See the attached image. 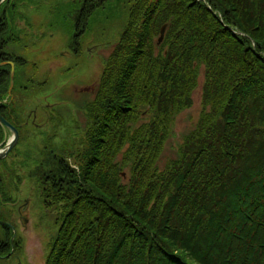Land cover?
<instances>
[{
    "label": "trees",
    "instance_id": "trees-1",
    "mask_svg": "<svg viewBox=\"0 0 264 264\" xmlns=\"http://www.w3.org/2000/svg\"><path fill=\"white\" fill-rule=\"evenodd\" d=\"M105 1L81 4L82 38ZM124 4L129 20L86 107L79 174L61 156L44 176L47 200L67 206L53 264H264V0ZM1 21L0 115L20 134L8 91L10 63L17 79L25 62L9 50L10 18ZM198 87L196 125L172 145ZM6 135L0 125V148ZM0 222L2 260L18 239Z\"/></svg>",
    "mask_w": 264,
    "mask_h": 264
},
{
    "label": "rangeland",
    "instance_id": "rangeland-1",
    "mask_svg": "<svg viewBox=\"0 0 264 264\" xmlns=\"http://www.w3.org/2000/svg\"><path fill=\"white\" fill-rule=\"evenodd\" d=\"M126 1H105L96 7L83 38L79 35L83 28L77 32L75 23L84 0H9L0 10L1 22L10 18L4 23L11 32H6L16 41L9 50L25 62L17 79L13 77L14 90L12 86L8 91L11 111L21 126L19 144L4 163L0 162V213L15 229L18 249L0 264H46L49 260L53 264V248L62 235L67 206L56 204L55 199L53 203L47 200L48 191L53 197L54 185L44 176L53 172V160L61 156L79 174L84 163L80 153L86 149L89 127L90 111L86 107L94 98L93 88L100 81L112 47L129 20ZM233 32L247 37L237 30ZM251 44L256 49L255 42ZM198 82L203 83L202 74ZM200 97L201 89L193 94L191 108L174 120L172 145L179 144L176 140L196 125L202 108ZM32 111L42 118L34 120L36 124L32 123ZM6 134L8 141L12 135L8 130ZM171 155L168 145L165 158Z\"/></svg>",
    "mask_w": 264,
    "mask_h": 264
},
{
    "label": "water",
    "instance_id": "water-1",
    "mask_svg": "<svg viewBox=\"0 0 264 264\" xmlns=\"http://www.w3.org/2000/svg\"><path fill=\"white\" fill-rule=\"evenodd\" d=\"M8 0H0V7ZM165 30H166V26H163L160 30V36L158 39V44H160L164 38V34H165ZM4 64H0V66H2ZM11 66V87L13 86V77H14V65L12 63H10ZM0 125L2 127H4V129L10 131L12 137L10 139H8V141L6 140V143L4 144V146L0 149V161L4 160L9 153L17 146L18 141H19V133L17 131V129L15 127H13L7 120H5L1 115H0ZM23 212H25V206L23 208ZM2 223V222H0ZM3 224V223H2ZM12 227V226H11ZM13 230V238L11 239V242H13V239L15 237V229L12 227Z\"/></svg>",
    "mask_w": 264,
    "mask_h": 264
},
{
    "label": "flooded vegetation",
    "instance_id": "flooded-vegetation-1",
    "mask_svg": "<svg viewBox=\"0 0 264 264\" xmlns=\"http://www.w3.org/2000/svg\"><path fill=\"white\" fill-rule=\"evenodd\" d=\"M32 115H34V119L32 120V123H35L34 120L36 121L37 118H39V117H38L37 114H36L35 112H33V111H32ZM39 119L42 120V118H39ZM35 124H36V123H35Z\"/></svg>",
    "mask_w": 264,
    "mask_h": 264
}]
</instances>
